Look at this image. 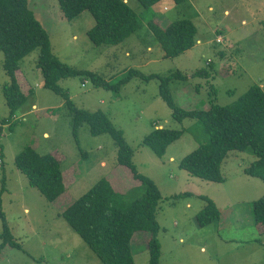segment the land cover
Returning a JSON list of instances; mask_svg holds the SVG:
<instances>
[{
    "label": "rangeland",
    "instance_id": "374dc122",
    "mask_svg": "<svg viewBox=\"0 0 264 264\" xmlns=\"http://www.w3.org/2000/svg\"><path fill=\"white\" fill-rule=\"evenodd\" d=\"M128 2L142 15L141 28L121 44L102 46L94 45L87 36L95 24L89 11L68 21L57 0H33L30 7L37 5L40 11L33 10L34 14L46 28L54 53L72 67L96 72L112 82L131 69L144 75L186 74V80L170 84L175 103L186 110L207 109L212 97L220 105L231 104L253 85L264 90V0H186L181 4L163 0L150 10L138 0ZM181 19L196 25V45L178 57L167 58L148 22L166 26ZM38 54L33 51L20 63L17 80L27 100L11 122L4 124L0 136L1 209L21 246L1 249L0 264H104L62 211L101 178L108 179L128 202L146 189L128 167L118 163V148L109 134L92 135L85 123L74 136L72 115L64 99L44 86ZM3 60L0 50V116L6 117L10 112L3 86L10 79ZM200 71L202 75L197 73ZM60 85L78 108L103 111L123 130L139 173L160 189V264H264V229L252 213L253 202L264 196V181L244 172L256 160L249 149L229 153L222 164L225 182L200 179L180 167L182 158L199 146L189 131L197 122L173 119L172 109L159 94L158 78L134 77L119 92L95 87L90 79L79 76L61 80ZM33 103L37 109L32 108ZM156 125L185 129L163 157L142 143ZM26 146L61 159L65 191L56 201H48L17 168L15 158ZM202 198L213 201L221 212L218 220L204 227L197 221L206 205ZM2 232L0 217V236ZM149 239L147 231L134 234L135 264H149Z\"/></svg>",
    "mask_w": 264,
    "mask_h": 264
},
{
    "label": "trees",
    "instance_id": "16d2710c",
    "mask_svg": "<svg viewBox=\"0 0 264 264\" xmlns=\"http://www.w3.org/2000/svg\"><path fill=\"white\" fill-rule=\"evenodd\" d=\"M57 1L68 21L85 11L92 14L95 24L88 30L87 36L96 46L121 44L137 32L143 23L142 15L125 0ZM161 1L138 0L146 10ZM172 1L181 4L186 0ZM148 27L167 58L178 57L196 45L198 29L190 19L172 21L166 26L151 20ZM0 50L4 54L3 69L10 79L3 86L10 112L7 118L1 119L3 124L11 121L27 100L17 80V71L21 61L38 50V67L44 78V86L64 99L72 115L74 136L77 137L85 123L89 125L92 135L109 134L118 148V163L128 167L134 178L145 186L143 195L128 202L115 191L108 179L101 178L62 211L64 219L104 264H135L131 242L134 234L141 231L150 233L149 264H160L162 247L158 238L160 225L157 216L162 194L152 179L139 173L133 161L134 150L127 143L123 130L116 128L103 111L91 112L78 108L69 92L61 87V80L79 76L85 80L90 79L95 87L119 92L134 77L147 81L158 78L159 94L172 109L173 119L180 123L187 118L197 122L189 131L195 135L199 146L182 158V169L200 179L223 183L226 178L222 173V164L229 153L249 149L256 160L244 172L264 181V90L261 85L251 86L231 104L220 105L212 97L207 109L186 110L175 103L170 88L172 81L188 78L181 71L162 76L144 75L131 69L121 79L112 82L96 72L80 70L61 61L52 49L48 32L30 7V0H0ZM197 73L202 75V71ZM204 75H208V72H204ZM184 133L185 129L157 126L144 137L142 143L150 147L158 157H163L168 146ZM15 164L26 175L29 184L37 188L48 201L54 202L64 193L65 177L61 159L55 154H40L26 146L17 154ZM3 191L4 188L0 195ZM202 199L206 205L197 214V221L204 227L218 220L221 212L213 201ZM252 213L255 222L264 229V196L253 202ZM0 217L3 221L0 250L6 245L21 248L14 240L1 209V202Z\"/></svg>",
    "mask_w": 264,
    "mask_h": 264
},
{
    "label": "crops",
    "instance_id": "0c3cea01",
    "mask_svg": "<svg viewBox=\"0 0 264 264\" xmlns=\"http://www.w3.org/2000/svg\"><path fill=\"white\" fill-rule=\"evenodd\" d=\"M33 0H30V2H32ZM125 1H128V0H125ZM46 4V3H45ZM31 5V4H30ZM32 6V5H31ZM37 6V5H36ZM31 7L36 13H38L40 10H39V8H37V7ZM228 10V11H227ZM225 12H230L229 11V9H227V8H225ZM45 28V27H44ZM46 29V28H45ZM5 102H6V100H5ZM32 108L33 109H37V104H35V103H33V105H32ZM8 116H6V117H4V116H0V119H5V118H7ZM9 122H11V121H9ZM11 125V124H10ZM43 136L44 137H46V138H49V136H50V134L48 133V132H44V134H43ZM102 164H105V162L103 161L102 162ZM63 173H64V177H65V172L63 171ZM202 250H204V249H202Z\"/></svg>",
    "mask_w": 264,
    "mask_h": 264
},
{
    "label": "built area",
    "instance_id": "2783aa9c",
    "mask_svg": "<svg viewBox=\"0 0 264 264\" xmlns=\"http://www.w3.org/2000/svg\"><path fill=\"white\" fill-rule=\"evenodd\" d=\"M3 126L4 124L2 123L1 119H0V136L3 135ZM1 161V160H0Z\"/></svg>",
    "mask_w": 264,
    "mask_h": 264
}]
</instances>
